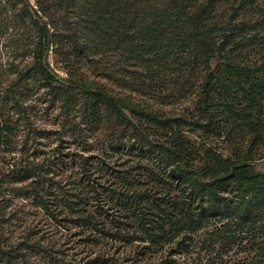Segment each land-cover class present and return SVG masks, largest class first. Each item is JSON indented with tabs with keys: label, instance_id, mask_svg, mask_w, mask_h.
I'll return each mask as SVG.
<instances>
[{
	"label": "trees",
	"instance_id": "1",
	"mask_svg": "<svg viewBox=\"0 0 264 264\" xmlns=\"http://www.w3.org/2000/svg\"><path fill=\"white\" fill-rule=\"evenodd\" d=\"M0 40V264H264V0H0Z\"/></svg>",
	"mask_w": 264,
	"mask_h": 264
},
{
	"label": "rangeland",
	"instance_id": "2",
	"mask_svg": "<svg viewBox=\"0 0 264 264\" xmlns=\"http://www.w3.org/2000/svg\"><path fill=\"white\" fill-rule=\"evenodd\" d=\"M10 52L11 49L6 41L0 40V63L4 62V60L10 56ZM54 59L53 56L49 58L51 66L57 70L59 75H62L63 71L54 64ZM104 81L113 89H120L115 83H113V80ZM167 100H169V105L165 107V110L175 116L180 113H185L186 110L190 108L189 105H191L189 100L186 99H181L179 102L172 101L169 98ZM23 107H25V113H27V116L29 117L28 125L31 129H35L37 134L43 136L39 139L41 144L55 142L53 146L60 144L65 149V152L68 147L74 149L75 141L72 136L77 134L76 132L78 129L76 131L73 129L74 127H77L79 122L78 114L76 112H65L64 110H61L59 106H48V104L44 102V99H40V97L36 95H32L29 99L25 100ZM89 138L90 137H88V139ZM92 144L96 146L94 142ZM215 145L219 152L224 155L228 154L229 150H226V143L224 142L223 137H220ZM91 155H93V153H91ZM257 166L260 170L264 169V162L260 161ZM27 216L28 217L26 218H28L29 222H34L33 226L37 225L35 231L38 232L39 235H44L46 238L49 237L50 240H53L55 243L65 244L63 249L66 254H69V256L73 255L75 259L81 257L80 252L82 251V247L79 246V241L66 235V232L64 231L61 232L56 228H50L44 225V221L40 219L41 217H38L37 219L30 213L27 214ZM39 264H41V262Z\"/></svg>",
	"mask_w": 264,
	"mask_h": 264
}]
</instances>
